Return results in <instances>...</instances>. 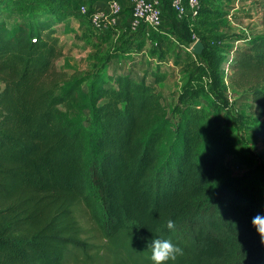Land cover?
I'll return each instance as SVG.
<instances>
[{
  "label": "trees",
  "instance_id": "16d2710c",
  "mask_svg": "<svg viewBox=\"0 0 264 264\" xmlns=\"http://www.w3.org/2000/svg\"><path fill=\"white\" fill-rule=\"evenodd\" d=\"M25 2L0 0V264H153L155 237L183 249L166 264H264V226L252 223L264 214V155L206 104L188 100L174 119L158 71L150 82L60 71L64 21L46 2ZM261 25L226 52L257 121L264 3ZM247 131L264 149V123Z\"/></svg>",
  "mask_w": 264,
  "mask_h": 264
},
{
  "label": "rangeland",
  "instance_id": "374dc122",
  "mask_svg": "<svg viewBox=\"0 0 264 264\" xmlns=\"http://www.w3.org/2000/svg\"><path fill=\"white\" fill-rule=\"evenodd\" d=\"M26 1L27 2H25L23 6L28 8L32 0ZM39 1H41V3L46 2L49 7L58 13V17H61L65 23L63 31L65 32L64 39L67 43V52L66 55L56 63L60 71H64L68 74H73L75 72H95V69L99 68L98 70H100L106 66L110 58L115 57L118 52L123 51L126 53L129 48H133V46H129L128 43L125 42V38L116 40L111 38L110 42L105 45L102 44L100 40H97L95 44L90 41L93 45H85L82 40L85 41L88 37L83 36L85 34L81 28L84 27V29L87 30L85 33H88V31L91 33L92 31L94 35H97L96 32H100L93 30L90 22L79 13V6L83 3H89L88 0L78 1V4L75 3L76 0ZM233 1L234 0H206L203 7L205 9L209 7V10H206V12L202 10V14H204L207 24L203 26L201 31L202 33L205 32L203 39L207 38L206 43L209 47L207 53H205L201 59H198V57L195 58L193 56L194 54L192 52L191 54L193 55L186 51L181 53V49L179 53H181L180 59L182 67L181 70L178 71L176 77L182 80L183 85L179 87L176 92L172 93L175 88L172 90L168 88L176 85L177 82L173 81L170 84L167 83L161 90L168 93L164 101L169 109L170 115L174 119L178 117L180 107L188 100H194L199 104H206V107L211 110L214 121L221 124L225 130L233 132L238 138L239 145L245 146L251 155L257 159H261L264 155L263 147L260 144H251L247 142L246 132H248L247 129L249 127L264 123V120L257 121L254 119L251 114V101L247 98L245 92L238 90L232 85L233 72L227 60L229 54H226V52L227 49L232 46L229 43L230 41L243 37V34L246 32L262 31V6L260 7L255 3L250 8L254 12L253 17H256L255 22H252L238 15L241 11L233 13ZM245 4L247 3H241L239 6L242 7ZM89 7L91 8L90 5ZM259 15L261 16L260 20L257 19ZM233 20L235 23H233ZM162 27L163 24L161 28ZM144 28L147 29L146 27ZM148 33L152 35V30L149 29ZM94 35L92 36L89 34V37H95ZM149 38L153 39L146 46L144 44L138 45L139 50L140 48L143 49V47H147L148 51L146 49L142 50L143 55L145 52L151 51L148 53L145 69L156 72L161 56L163 55V61L160 62V69L162 70V67L165 66V70L170 69V71L176 72V70H173V67L169 65V62L174 63L173 58L168 56L172 40L168 42V39H166L165 44L164 40H162L157 47L156 36L155 38L152 36ZM161 44L163 47L160 46ZM237 45H239V43ZM155 49L159 52L154 56L152 51ZM176 50L178 51L179 48ZM95 64H97L96 68ZM90 68H92L93 71H91ZM135 73L136 76L141 77L138 71ZM202 77L206 78H204V85L201 83V80H203ZM203 93V97L199 98ZM227 164L237 171L236 167H238L239 164L236 157H228ZM240 170H242V167H240Z\"/></svg>",
  "mask_w": 264,
  "mask_h": 264
},
{
  "label": "crops",
  "instance_id": "0c3cea01",
  "mask_svg": "<svg viewBox=\"0 0 264 264\" xmlns=\"http://www.w3.org/2000/svg\"><path fill=\"white\" fill-rule=\"evenodd\" d=\"M88 1L90 4L88 2H87V4L90 5L93 10H97V11H100V12H103L106 14H109L111 12L112 2H117L121 8V15H120V18L118 19L117 23L114 26L111 25V26H108L103 31H100L99 33L96 32L97 35H94L92 31H91V33H89L90 31H88V33H85V31H87V30L84 29V27L83 28L78 27V28H81V30L83 29L82 31L85 34L83 36L88 37L87 40H85V41L82 40L85 43V45H93L92 43H90V41L94 42V44H95L97 40H100L101 43L105 45V44L110 42L111 38H113L115 40L125 38V42L128 43L129 46H133V48L132 49L129 48L126 53H124L123 51L118 52V54H116L115 57L110 58V60L106 64V66H104L100 70H98L99 68L95 69L97 67V64H95L94 69L96 71L94 72L92 70V68H90L91 71H93V72H88L87 74L96 73V72H103V71L107 70L110 73L111 72L128 73V74H131L133 77H135L138 80L142 79L144 76H148V78H149L148 82H150L153 79V75L158 71L160 74H164L166 76L165 80L158 85V88H159L160 92L163 94L164 98L168 95V93H165L164 90H161V88L165 87L167 83L170 84L173 81L177 82L176 85H173V87L168 88L169 90H172L175 88V90H173L172 93L176 92L177 89L183 85L182 80H180L179 78L176 77V75H178V71L181 70V67H182L181 66V59H180L181 53L186 51V52H189L191 54V51H189V47L192 44H195L197 41H204L205 43L207 41V38L203 39L205 36V34H204L205 32L202 33V31H201L203 29V26L205 24H207V21L205 20V16H204V14H202V12L198 18L181 19L171 9L170 0H160L162 3L161 8H162V13H163V27L161 29H159L158 31H155V30L151 29L150 27H146L147 29H145L143 27L140 30L133 31L130 27V23H131V19H132V12H131L132 0H88ZM233 2H234L232 4V6L234 8L233 13H235L236 11H238V12L241 11V13L238 15L246 18L249 21L255 22L256 17H253L254 12L250 8L255 3H257V5H259L260 7L263 6L264 0H234ZM241 3H247V4L240 7L239 4H241ZM202 10H204V12H206V10H209V7H208V9H205L204 7H202ZM254 16H256V15H254ZM260 17L261 16L259 15L257 17V19L260 20ZM233 23H235L234 20H233ZM148 28L152 30V35H150L148 33L149 32ZM92 29H93V27H92ZM261 29L263 31L262 27H261ZM262 31H260V32L254 31L251 33L246 32L245 34H243V36H249L251 34H259ZM198 33H199V35H198ZM89 34H91L92 36L94 35L95 37H89ZM150 36H152L154 38L156 36L155 39L157 40V43H156L157 47L159 46V42L162 40H164V44H165L166 39H168V42H169V40H172V45H171V47H169L170 51H169L168 56L173 58L174 63L169 62V65L172 66L173 70H176V72L170 71V69L165 70L164 69L165 66L162 67V70L160 69L161 68L160 62L163 61V59H162L163 55L162 54H161L162 56H161V59L159 61L158 69L156 72H153V71L151 72V71L145 69L146 59H148V53L151 51L145 52L143 55L142 50L146 49L148 51L147 47H143V49L140 48V50L138 47L140 46V44L141 45L144 44L145 46L147 44H149V42L153 39V38H149ZM238 43L239 42L234 43L235 48L237 47ZM162 44L160 46L163 47ZM176 45H178V46H176ZM205 45L207 46L206 49L208 50L209 47H208L207 43ZM178 48H179V50L177 51L176 49H178ZM181 49H182V51H181V53H179ZM152 52L155 56V54L159 51L157 49H155ZM193 54H191V55H193ZM125 56H130V57H125ZM193 56L195 58L198 57V59H201V57H199L195 54ZM229 56H232V53ZM167 59H170V58H167ZM137 71H138V73L141 74V77L136 76L135 72H137ZM173 78H174V80H173ZM204 78L202 77L203 80H201V83L203 85H204L205 79H206V78L205 79ZM203 95H204V93L201 94L199 98H202Z\"/></svg>",
  "mask_w": 264,
  "mask_h": 264
},
{
  "label": "built area",
  "instance_id": "2783aa9c",
  "mask_svg": "<svg viewBox=\"0 0 264 264\" xmlns=\"http://www.w3.org/2000/svg\"><path fill=\"white\" fill-rule=\"evenodd\" d=\"M206 0H170V7L181 18H198ZM162 3L160 0H132V19L130 27L133 31L143 27H150L158 31L163 24ZM79 13L87 18L95 31H103L108 26L115 25L120 18L121 8L117 2H112L109 14L93 10L88 4L83 3L79 7ZM192 44L189 51L193 52ZM237 171L240 167H236Z\"/></svg>",
  "mask_w": 264,
  "mask_h": 264
},
{
  "label": "clouds",
  "instance_id": "9594fccd",
  "mask_svg": "<svg viewBox=\"0 0 264 264\" xmlns=\"http://www.w3.org/2000/svg\"><path fill=\"white\" fill-rule=\"evenodd\" d=\"M253 224L264 226V214L258 213L252 218ZM168 229H174L175 223L172 219L167 221ZM264 230V229H262ZM151 249V260L153 264H166L168 261H175L179 254H182L183 249L174 244L171 239L155 237L148 245Z\"/></svg>",
  "mask_w": 264,
  "mask_h": 264
},
{
  "label": "water",
  "instance_id": "95a60500",
  "mask_svg": "<svg viewBox=\"0 0 264 264\" xmlns=\"http://www.w3.org/2000/svg\"><path fill=\"white\" fill-rule=\"evenodd\" d=\"M193 53L200 56L204 51V44L201 41H197L192 49Z\"/></svg>",
  "mask_w": 264,
  "mask_h": 264
}]
</instances>
